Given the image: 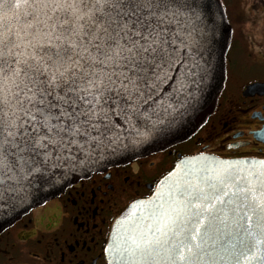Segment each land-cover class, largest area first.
Returning <instances> with one entry per match:
<instances>
[{
	"label": "snow or ice",
	"instance_id": "obj_1",
	"mask_svg": "<svg viewBox=\"0 0 264 264\" xmlns=\"http://www.w3.org/2000/svg\"><path fill=\"white\" fill-rule=\"evenodd\" d=\"M206 8L0 0V214L183 115L207 73ZM182 172L105 252L119 264H264V160Z\"/></svg>",
	"mask_w": 264,
	"mask_h": 264
},
{
	"label": "flooded vegetation",
	"instance_id": "obj_2",
	"mask_svg": "<svg viewBox=\"0 0 264 264\" xmlns=\"http://www.w3.org/2000/svg\"><path fill=\"white\" fill-rule=\"evenodd\" d=\"M231 28L213 113L188 140L68 187L0 232V264H107L115 220L180 158L264 160V0H219Z\"/></svg>",
	"mask_w": 264,
	"mask_h": 264
},
{
	"label": "water",
	"instance_id": "obj_3",
	"mask_svg": "<svg viewBox=\"0 0 264 264\" xmlns=\"http://www.w3.org/2000/svg\"><path fill=\"white\" fill-rule=\"evenodd\" d=\"M205 3L207 4V8L205 9L206 16L210 17L207 22L212 26L208 50L204 52V59L207 61V73L204 82L200 85V89L187 111L177 117L170 127L153 135L142 144L108 156L88 169H78L74 173L67 175L63 181L50 187L46 186L38 194L34 193L11 210L0 214V232L12 226L31 210L58 197L68 187L88 178L91 174L105 172L110 168L163 152L175 144L188 140L199 131L208 117L213 113L219 93L224 86L226 78L225 56L231 41V28L219 0H205ZM204 158H208V160L215 158L216 160L229 162L251 160H225L206 154L180 158L173 169L158 182L154 192L148 198L131 203L115 220L106 247H110V240L117 232H123L125 229L130 230L141 222L147 223V214L150 212L153 204L157 203L161 196H167L168 184L183 175L182 169L200 167L202 164L207 163L208 160ZM150 201L152 204H149ZM105 256L107 264H119L109 253L105 252ZM251 264H260V262L253 260Z\"/></svg>",
	"mask_w": 264,
	"mask_h": 264
}]
</instances>
